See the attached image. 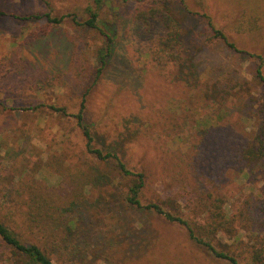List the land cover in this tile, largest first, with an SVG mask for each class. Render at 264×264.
Masks as SVG:
<instances>
[{"label":"rangeland","instance_id":"374dc122","mask_svg":"<svg viewBox=\"0 0 264 264\" xmlns=\"http://www.w3.org/2000/svg\"><path fill=\"white\" fill-rule=\"evenodd\" d=\"M149 7L165 8L180 26V64L160 59L158 24L149 32L136 21ZM0 9L18 16L0 17V204H12L21 183L72 193L69 250L53 252V262L230 264L184 225L126 202L134 180L86 149L76 119L85 101L94 147L145 175L144 206L169 200L170 212L199 220L208 194L223 198L235 220L215 245L248 263L247 244L264 230V160L248 166L231 153L264 125V0H0ZM91 10L97 29L77 25ZM36 14L67 18L57 27L22 19ZM12 212V230L29 243L15 208L0 217Z\"/></svg>","mask_w":264,"mask_h":264},{"label":"trees","instance_id":"16d2710c","mask_svg":"<svg viewBox=\"0 0 264 264\" xmlns=\"http://www.w3.org/2000/svg\"><path fill=\"white\" fill-rule=\"evenodd\" d=\"M181 2L183 3L185 0H181ZM8 16L18 18L17 15L9 14L0 9V17ZM42 18H45L48 23L57 27L65 21L67 16L53 18L50 14H36L22 17L24 20ZM135 18L136 21L141 22L148 31L153 24H158L159 28L163 30V35L157 42V52L160 59H164L173 65L180 64L184 54V52H180V47H182V30L173 15L163 7H149L139 10ZM97 20L98 14L91 10L90 19L83 24L77 22V25L97 29ZM74 21H77V19L74 18ZM213 31L215 35L213 36L214 38L221 39L228 43L227 37L222 31L216 30L215 28H213ZM229 46L235 48L231 43H229ZM257 59L261 58L257 56ZM257 77L264 81L260 62L258 65ZM52 108L57 112L64 111L63 108ZM86 108L85 101H83L80 111L76 115L78 125L81 127L86 139V149L88 153L94 155L99 160L105 162L111 161L112 165H115V169L122 175V178L134 180L133 186L129 188L127 195H125L126 202L134 208L156 212L170 222H177L184 225L189 231L190 238L206 247L216 258L226 260L230 264H242L235 253L218 250L215 245L216 236L219 231L225 230L231 232L233 229L235 219L232 217L235 216H230V214L226 212L224 208L226 203L225 200L223 198H215L212 194H208L206 199L209 203L206 208L208 216L199 220H191L184 218L180 214L177 215L170 212L165 207V204L170 203L169 200L164 201L162 204L150 203L144 206L141 202V194L145 188V175L143 173L133 172L118 155L112 153H107L105 155L103 151L94 147L93 134L89 126L84 123ZM231 154L245 161L248 166L264 160V125L257 127L248 139L242 141L232 150ZM49 167H53V164L48 161L45 163L44 169L49 170ZM93 173L94 171L86 175L90 178L87 182L91 183V176ZM4 180L5 176H2L0 172V183ZM76 187L77 185H74L77 191ZM78 188H80L79 185ZM67 192L68 191L60 193L55 189L47 187L38 188L21 183L15 190L17 196L13 198L12 204H6L5 206L0 204V210L1 208H6L8 211L12 209V207L16 209L19 214L18 217L23 219L22 222L26 226L29 236L31 237L30 242L26 243L22 240L19 233L16 234L12 230L11 223L17 226L19 224V222L13 218V212L8 216H1L0 241L8 251L3 249L4 247L1 245L0 261L11 256V258L8 259L9 264H55L51 258L53 252L59 255L62 253L63 255L67 254L69 250V231H71L70 228L75 224V220L70 217L75 203L69 201L72 197V193L67 194ZM195 200L196 197L192 196L186 201L192 204ZM248 203L251 204V201L248 200ZM258 208L261 211V219H264V198L262 204L258 206ZM244 210L248 212V208ZM239 217H243V215L240 213ZM235 243L240 245L244 243L241 235L237 234ZM247 245L249 246L248 250L251 249V256L249 262L246 264H264V230L261 232V237L253 234L250 238V245ZM137 248L138 247L134 246V249ZM8 254L10 255L8 256Z\"/></svg>","mask_w":264,"mask_h":264}]
</instances>
